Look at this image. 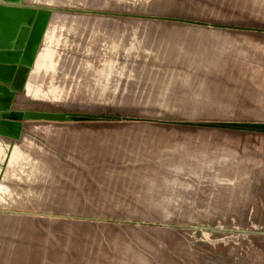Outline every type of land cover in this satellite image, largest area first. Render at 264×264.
<instances>
[{"label":"rangeland","instance_id":"1","mask_svg":"<svg viewBox=\"0 0 264 264\" xmlns=\"http://www.w3.org/2000/svg\"><path fill=\"white\" fill-rule=\"evenodd\" d=\"M19 6L58 35L108 23L91 52L61 46L91 69L5 114L60 117L19 139L0 120L49 169L46 198L0 208V264H264V0Z\"/></svg>","mask_w":264,"mask_h":264},{"label":"bare ground","instance_id":"2","mask_svg":"<svg viewBox=\"0 0 264 264\" xmlns=\"http://www.w3.org/2000/svg\"><path fill=\"white\" fill-rule=\"evenodd\" d=\"M5 3L34 5L40 7H72L92 11H99V6H112L122 0H1ZM20 6H5L0 4V38L19 37L15 45L0 41V60L5 65H0V81L10 84L17 90V98L25 97L34 92H41V85L48 77L54 79L59 74L68 76L73 74L72 67L91 69L88 63L84 67H78L83 62L75 55L64 54L61 46L71 47L81 52H91L94 48L91 44L107 31V19L95 18L90 21L88 16H78L71 19L66 33L51 32L53 24L50 20H59V17L51 14L40 13L32 25H29L30 17L21 16L20 19L14 14H21ZM24 12V11H22ZM24 15V13H22ZM57 16V15H56ZM79 20L85 29L75 28V21ZM83 20V21H80ZM57 24V23H56ZM58 25H56L57 27ZM84 30H89L85 33ZM101 34L95 35V33ZM88 34V35H87ZM71 35V36H70ZM63 36V37H62ZM87 36V37H86ZM110 39V38H109ZM88 42L86 45L84 42ZM14 50L12 53L4 49ZM16 49V50H15ZM22 53H21V51ZM15 51L18 53L15 54ZM20 57L16 77H12L8 71L9 66L4 63L6 57ZM87 61V60H86ZM84 63V62H83ZM6 66V67H4ZM91 66V65H90ZM8 68V69H7ZM7 69V70H6ZM2 129H0V208L12 206L15 209L26 210L35 201L48 196L44 189L39 187L41 181L49 180V169L42 162L41 156H34L23 146L18 149L4 145ZM19 146V145H17ZM24 149V150H23ZM40 159L37 160L36 158ZM24 183L23 187L20 185Z\"/></svg>","mask_w":264,"mask_h":264},{"label":"water","instance_id":"3","mask_svg":"<svg viewBox=\"0 0 264 264\" xmlns=\"http://www.w3.org/2000/svg\"><path fill=\"white\" fill-rule=\"evenodd\" d=\"M4 4H8L3 2ZM12 4V3H10ZM12 5H21V4H12ZM19 11H21V14H14L16 15V17L18 19L21 18V16H26V17H30V21H29V25L33 24V21L36 20V17H38L39 15V9H37L36 7H20ZM24 11V12H22ZM22 13H24V15H22ZM19 37L16 36L15 38H11L10 40H8V38L6 37H1L0 41L2 43H13L12 45H15L16 42L18 41ZM1 49V48H0ZM4 49V47L2 48ZM16 50V49H15ZM1 51V50H0ZM4 51H10V49H4ZM14 51V50H13ZM12 50L10 51L11 53L13 52ZM21 51V50H20ZM17 52L15 51V54ZM22 53V51H21ZM18 54V53H17ZM20 57L18 58H14V57H10L7 56L6 60L4 63H6L9 66L8 71L11 73V76L14 78L17 75V71H18V64H19V60ZM2 60H0V65H5L3 63H1ZM6 67V66H4ZM6 69V70H7ZM17 98V90L14 89L10 84L6 83V82H2L0 81V120L2 121V125H3V129L6 131H2L3 134L6 133L7 136H12L14 138H21V131L24 127L23 122H18L17 120H26V119H35V118H55V117H60L59 113H46V112H39V111H33V110H24L22 113V116L17 117V120L11 121L8 120V118L5 116V114L10 113L12 111V108L15 106V101Z\"/></svg>","mask_w":264,"mask_h":264}]
</instances>
